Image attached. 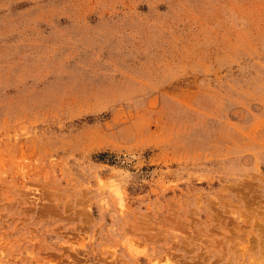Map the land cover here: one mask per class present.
Wrapping results in <instances>:
<instances>
[{
  "label": "rangeland",
  "instance_id": "374dc122",
  "mask_svg": "<svg viewBox=\"0 0 264 264\" xmlns=\"http://www.w3.org/2000/svg\"><path fill=\"white\" fill-rule=\"evenodd\" d=\"M0 264H264V0H0Z\"/></svg>",
  "mask_w": 264,
  "mask_h": 264
}]
</instances>
